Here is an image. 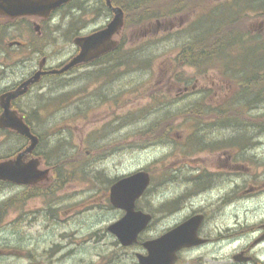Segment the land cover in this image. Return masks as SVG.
Returning <instances> with one entry per match:
<instances>
[{"label":"rangeland","instance_id":"1","mask_svg":"<svg viewBox=\"0 0 264 264\" xmlns=\"http://www.w3.org/2000/svg\"><path fill=\"white\" fill-rule=\"evenodd\" d=\"M88 1L78 0L59 11L49 23V30L41 35L30 26L32 21L39 24L36 19L9 21L0 18V22L14 27L4 32L5 40L28 41L25 51H17L7 60L0 58V95L16 86L29 72L37 70L43 56H47L48 67L65 64L78 53L73 43L75 37L104 28L112 20L110 12L88 10L81 13L82 2L89 8L96 0H90L89 4ZM183 1L188 10L179 12L174 6L166 9L169 15L162 17L153 13L149 18V12L139 11L141 14H138V11L128 10L123 26L113 37L115 46L120 47L119 57L72 70L65 79L64 89L43 80L20 99L21 111L13 108L30 120L35 134L41 137L42 142L36 150L41 169L52 167L56 157L72 156L74 164L63 170V177H60L64 188L61 194L66 192V195L63 207L60 203L52 209L53 219L47 218L41 199L26 198L15 206L10 205L9 200L18 196L17 189L0 188V206L9 202L0 207V264H137L135 253L141 252L140 244L148 236L156 238L175 227L177 218L156 216L151 230L139 236V243L134 248H124L107 231V227L124 213L110 208L105 196L112 180L148 167L161 173L163 185L159 192L162 198L186 189V178L191 171L179 170V167L206 165L213 170L209 173L214 177L212 186L205 194L197 196L198 209L203 206L210 213L201 232L212 241L185 256V264H233V256L244 246L253 244L256 236L239 241L237 237L242 229L229 231L227 228H232L235 213L251 224L264 218V192L242 194L250 186L264 183V103L242 112L240 129L219 125L200 128V123L194 125L191 121V124L190 118L196 116L197 121L206 120L208 115L212 117L210 112L203 110L201 114L195 112L194 116H187L186 107L168 106L167 103L176 98L174 93L163 97L166 88H182L185 82L191 87L198 81L197 86L203 87L198 99L207 102L205 88L209 84L206 79L209 69L198 74L174 60L180 45L191 38L189 32L195 37L202 26L208 27L210 0ZM162 2L151 1L149 9L157 10ZM192 21L189 32L184 31ZM244 65L248 73L253 71L251 60ZM174 74L179 75L180 84L174 83ZM227 86L234 85L219 74L214 86L218 98ZM52 99L57 102L55 106L47 104ZM30 105L37 107L29 109ZM228 112L232 117L237 115L232 109ZM155 122L161 124L159 130L173 131L161 139L159 135L165 132H158ZM195 128L207 133V141L195 138L191 141ZM237 131H244L248 139L241 136L233 143L229 138L237 135ZM213 142L218 143L215 146ZM23 145L24 141L14 133L0 131V161L13 158ZM239 145H242L241 151L237 157L229 159V168L221 169L226 174L216 178L214 168L222 156L210 151L220 152L223 146L225 150L234 146L230 150L237 152ZM179 151L200 152L190 156L181 155ZM235 166L244 170L239 172ZM21 194H25V190ZM222 194L224 202H217ZM160 201L154 203L141 198L137 206L144 210L148 204L154 210ZM59 244L63 246L60 248ZM252 252L264 255V244Z\"/></svg>","mask_w":264,"mask_h":264},{"label":"flooded vegetation","instance_id":"2","mask_svg":"<svg viewBox=\"0 0 264 264\" xmlns=\"http://www.w3.org/2000/svg\"><path fill=\"white\" fill-rule=\"evenodd\" d=\"M154 0H152L153 2ZM158 2H162V0H157ZM172 2L177 3L173 4L171 3V0H166L165 2H162L158 5L159 12L166 11V9L170 10L174 6L179 9V12H183L188 10V8L185 9L186 2L183 0H173ZM90 3V0L88 1V4ZM102 3L106 10L111 13L109 7L106 5L104 0H96L94 3V6L89 7L88 10H91L95 13V7L97 5H100ZM112 6L113 4L111 0ZM210 5H207L208 9V29L210 30V34L208 36V42L210 47H212V53L215 49V43H222L223 46H225L223 49H227V45L232 44L233 51L235 52L230 61L221 60V64H219L218 60L219 57L211 54V64L209 66V70L206 72V79H208V83L206 86V93L205 96L207 98V102L203 103L198 98L202 95V92L200 89L203 87L197 86L198 81L195 82L196 84L188 87L183 86L182 88L172 87V90L168 88L167 91L163 97H167L166 95L173 94L175 95V98L172 102L167 103L168 106H184L186 107L185 110L188 111V115L194 116L195 112H198L199 114L202 113L203 110L206 112H210L212 117L208 115V118L205 120L204 118H201L200 121L196 120V116L194 118H190V122L193 121L194 125L203 123L205 125L214 126H238L240 127L243 125V121L240 119V115H242V112H244L246 109L253 110L258 105L264 103V0H210ZM96 4V6H95ZM190 4V3H189ZM153 8V7H152ZM67 9L64 6L55 10L47 19L43 18H36V17H30L31 19H36L39 24H36L32 21L30 26L33 30H35L39 35L46 33V30H49V23L55 19V16L57 13L61 10ZM148 10V9H147ZM194 20V18H193ZM193 21L190 24H187L184 28L191 27ZM13 29L14 27L12 25H7L2 22H0V58L2 60H7L8 58L12 57L17 51H25L28 48V41H21L12 38V40H5L4 39V32L9 31L10 29ZM91 34V33H89ZM87 34V35H89ZM86 36V35H84ZM29 43L32 42L29 41ZM30 45V47H31ZM243 45H251L256 46L259 48V50H256L255 56L251 57L253 59L254 64V70L251 72L253 77H248L249 80V86L246 87L244 82H242L241 76H239L237 73L239 72L240 66H236L235 64L240 63V59L242 58V53L240 50V47ZM263 47V48H262ZM1 61V60H0ZM91 63V62H90ZM214 64L218 65L214 67ZM58 67V66H57ZM51 69H56V67H48L47 65V56H43L37 70H34L33 72H29L27 75L23 77V79L16 85L12 86L8 89H6L4 92L12 91L17 86H19L24 81L31 78L35 72L38 70L49 72ZM59 69V67H58ZM219 74L223 75L224 77H227L228 81L232 83L234 86L232 87H226L227 89L222 90L221 94L222 96L218 98V93L216 90H214L215 84L218 83ZM50 76H57L53 74H44L40 77V80L37 84L30 86L28 92L18 97L11 102V108L19 106L20 98H23L27 94H29L30 90H32L35 86H37L41 81L45 80L47 77ZM60 76V75H59ZM177 75L174 74L172 79L175 77L176 80H174V83L180 84L181 82L177 81ZM3 92V93H4ZM176 100H180L183 102H175ZM161 105H166V103H162ZM31 108H36V106H31ZM180 109V108H179ZM182 109V108H181ZM232 109L233 111L237 112L235 117H232L228 115V111ZM182 111V110H181ZM180 111V112H181ZM209 119V120H208ZM25 121V120H24ZM192 124V122H191ZM157 130H159L161 124L159 122L156 123ZM167 126V124H166ZM32 131V130H31ZM173 131V129L165 128L164 130H159L158 132H165L162 133V135H159L161 139L167 138L170 133ZM196 129L193 131L195 132ZM192 132V134H193ZM34 133V132H33ZM21 139V136H19ZM207 138V136H206ZM24 141V145L21 146L16 154L21 153L23 150L26 149L28 146V140L25 138L21 139ZM234 146H231V148ZM226 149L223 146L222 150L220 152L210 151L213 152L211 154H221L222 158L220 157L221 161H217L218 164L216 166L214 176L216 178H220L224 174H226V171H222L221 169L225 168L226 166L229 168V159L233 157H237L238 153L241 151L240 146L237 148V152L231 151L230 149ZM213 150V149H212ZM200 151H192V152H181L179 151V154L181 155H196ZM208 153V152H206ZM14 157V158H15ZM37 158V155L35 153H32L30 156L26 157L23 161L24 163H27L30 159ZM4 161V160H3ZM196 161V160H195ZM197 162V161H196ZM40 160V165H41ZM227 164V165H225ZM207 166L204 165L200 166H189V167H179L178 169H189L191 173H189L190 176L186 178V189L180 190L177 194L174 196H168L166 198H162L159 189L162 188V178L161 173L152 171L151 168H146V173L149 175V186L147 187L145 193L142 196V199L153 201L156 203V201H160L161 199H165V201H160L159 204H157V209H150V205L147 204L146 208L142 210L145 214L151 216V222L149 223L146 231L151 230L152 223L156 216H160L162 218L166 217H175L177 218V223L175 226L181 225L182 223L186 222L190 218L202 215L203 223L201 224L200 228L198 229L197 235L202 240H205L206 243L203 246L191 248V249H183L179 251L176 255V261L173 264H185L186 262L183 261L184 257L189 256V254L197 252L199 249L204 248L208 246L211 243V239L205 235L202 234L201 230L204 226V222L208 220L210 213L206 211V209L201 206L198 209L197 205V196L201 194H205L209 189V186H212L211 179L213 174H209L213 172L209 168H206ZM40 168V167H39ZM213 168V167H212ZM236 170L239 172L244 170V168L235 166ZM41 169V168H40ZM48 174L44 180L41 182H38L36 184L31 185H12L9 183H6L7 186H12L13 188H16V195L17 199L22 201L26 198H32L35 197V199H41L45 204V211L47 213V218L53 219V211L52 209H56L55 206L62 203V206L64 205V199L66 192L62 193V190L64 189L62 187V184L60 183V177L57 175V172L53 167H47ZM43 170V169H42ZM80 170V169H79ZM54 172V173H53ZM81 174V173H80ZM57 175V176H56ZM194 175V176H191ZM208 189V190H207ZM25 190V194H21V192ZM69 191V190H67ZM254 192H264V183L252 185L247 190L243 191V195H250ZM223 194L218 198L217 202L221 201L224 202ZM105 199L109 203L108 194L105 196ZM2 200H0L1 202ZM139 201V200H138ZM137 201V202H138ZM150 203V202H148ZM109 205V204H108ZM206 206L207 203H204ZM60 207V206H59ZM111 208V206L109 205ZM113 209V208H112ZM156 211L158 214H156ZM239 213H235L233 215L234 217V224L232 228H227V230L232 231L233 229L239 230L240 234L237 238H239V241L256 236L257 238L254 240L253 244L250 246H244L239 252L238 256L240 259H242V262H234L233 264H264V255L262 254H255L252 251L255 247L260 246L261 244H264V218H261L258 223L251 224L248 219H242L239 215ZM246 218V217H245ZM81 233V228L79 230ZM166 232V231H164ZM163 232V233H164ZM161 236V235H160ZM159 237V236H158ZM157 238V237H156ZM237 238H234L236 240ZM150 239H155V237L148 236L143 242L150 241ZM233 240V239H232ZM142 242V243H143ZM60 248L63 246V244H59ZM134 248V246L132 247ZM61 252V251H60ZM0 251V255H1ZM139 252L135 253L136 254ZM140 254H143L144 256L147 255V250L142 247ZM80 255V254H79Z\"/></svg>","mask_w":264,"mask_h":264},{"label":"water","instance_id":"3","mask_svg":"<svg viewBox=\"0 0 264 264\" xmlns=\"http://www.w3.org/2000/svg\"><path fill=\"white\" fill-rule=\"evenodd\" d=\"M72 0H0V16L8 18L39 17L47 18L52 11L69 3ZM106 5L113 13L112 20L107 26L89 36L77 37L74 44L79 52L65 66L59 70L44 72L38 70L28 80L21 83L15 90L0 96V129H9L29 140L28 147L17 154L14 159L0 162V181L14 185H31L44 180L48 170H40L38 159H24L31 155L39 140L33 135L30 128L17 112L10 108L12 100L24 95L28 87L39 81L44 74H63L68 70L88 63L112 51L115 42L112 40L123 25V11L112 7L110 0H105ZM149 185V175L144 171H137L114 182L109 188L110 204L124 215L107 227L122 247H130L138 242L139 235L147 228L151 216L135 209V203L142 197ZM203 216L197 215L178 225L158 238L142 243L147 250V255L137 253L138 264H173L176 255L182 249H189L206 243L197 236V231L202 224ZM233 260L242 262L240 257L234 256Z\"/></svg>","mask_w":264,"mask_h":264},{"label":"trees","instance_id":"4","mask_svg":"<svg viewBox=\"0 0 264 264\" xmlns=\"http://www.w3.org/2000/svg\"><path fill=\"white\" fill-rule=\"evenodd\" d=\"M77 1L78 0L73 1L71 4H69L68 7H71L73 4H76ZM151 1L152 0H112L113 4L115 6H119L120 8L123 9V11L125 12V15H126L128 10L138 11V14H141L140 12H145V13L149 12V18L152 17L153 13H155L154 15H159L161 17L168 13L167 11L159 12L158 9L157 10H152V8H151V10H150L149 9V3H151ZM85 2H86V0H85ZM84 3L83 2L81 3V7L77 4L79 6V9H80L81 13H84L85 11H88V8L84 7ZM77 5H76V7H78ZM85 6H87V3H85ZM95 6H96V4H95ZM95 9H96V12H98V13L108 12L102 3H100V5H97L95 7ZM170 13H172V12H170ZM168 15H169V13H168ZM141 18H143V17H141ZM139 19L137 21H140ZM5 20H8V19H5ZM9 21H12V20H9ZM184 31L189 32V29L185 28ZM199 32L200 33L198 35H196L195 37L189 32L191 38H188L183 44L180 45V50H179V52L177 54V57L174 60V61H176L178 63L179 66H181V67H189V68L194 69L195 71H197L198 74H204L205 71H207V69L209 68V66L211 64V59H210V55L211 54H214V55L219 57V59H217L219 63H221L222 59L225 60L226 62L230 61L229 59H231L232 55L235 53L233 51L232 44L227 45V49L224 50L223 48L225 46H223L222 43H215V49H214V52L212 53V47H210L209 42H208V36L210 34V30L208 29V27L202 26L200 28ZM240 50L242 52L241 53L242 54V58L240 59V63L235 64V65L238 66V67L240 66L239 72L237 74L239 76H241V78H242L241 80L245 84L248 81V77L249 76L247 77V73L248 72H247L244 64H245L246 61L249 62L250 60L253 63V59L251 57H253L255 55L256 50L258 51L259 48H257L256 46H251V45H243V46L240 47ZM116 54H117V56H115ZM119 56H120V47H117L116 50H114V51H112V52L100 57L99 59H97L94 62V65H96L98 63L101 64V63L110 62L112 59H114V57H119ZM129 57H131V56H129ZM77 68H79V67H77ZM178 76H176L177 79H178L177 81H180ZM66 77L67 76H59V75L50 76V77H47L44 81H48L51 85H54L55 87H58V88L61 87L60 89H64L65 88V84L64 83H65ZM184 84L188 85L189 83L186 82ZM247 86H249V82H247L246 87ZM53 100H55V99H52V101L48 102L47 104H51V105L55 106L57 102H53ZM47 104L45 103V105H47ZM20 109H21V106H20L19 109H18V106H17V110L21 111ZM29 109H34V108H31V105H30ZM20 114H22V113H20ZM23 116L25 117V115H23ZM24 119H25L26 124H28L30 126L31 130L35 133L33 127H31L32 124H31L30 120H28L26 117ZM200 128L197 129L191 135V141H193L192 140L193 138H195V139H204V140L206 139L207 133L204 134L203 131L199 132ZM41 142H42L41 137H39V145H38V147L40 146ZM187 146H188V144H186V147ZM35 154H37L36 151H35ZM53 160H54V163H52L51 165L56 171H58L57 175L59 177H63V174H64L63 170H67L68 166H71L72 164H74L72 156H69V157H66V158H61V159H58L56 157V158H53ZM101 176H103V175H101ZM117 179L118 178H115L114 180H112V182H114ZM6 186H7L6 183L0 182V188L1 187H6ZM9 201H10V205L12 204L14 206L17 205L18 202L20 203V200H18L17 198L15 200L12 199V200H9ZM8 203L9 202H5L0 207L6 205ZM137 208H139L141 210V208L139 206ZM139 241H140V239H139Z\"/></svg>","mask_w":264,"mask_h":264},{"label":"bare ground","instance_id":"5","mask_svg":"<svg viewBox=\"0 0 264 264\" xmlns=\"http://www.w3.org/2000/svg\"><path fill=\"white\" fill-rule=\"evenodd\" d=\"M29 122V121H28ZM32 127V126H31ZM57 176V175H56ZM158 235V234H157ZM144 236V235H143ZM151 240V239H150ZM125 250V249H124ZM128 250V249H127Z\"/></svg>","mask_w":264,"mask_h":264}]
</instances>
